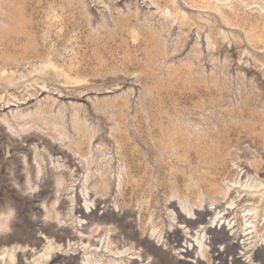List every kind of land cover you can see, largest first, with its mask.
I'll return each mask as SVG.
<instances>
[{
	"label": "rangeland",
	"instance_id": "rangeland-1",
	"mask_svg": "<svg viewBox=\"0 0 264 264\" xmlns=\"http://www.w3.org/2000/svg\"><path fill=\"white\" fill-rule=\"evenodd\" d=\"M0 264H264V0H0Z\"/></svg>",
	"mask_w": 264,
	"mask_h": 264
},
{
	"label": "bare ground",
	"instance_id": "bare-ground-1",
	"mask_svg": "<svg viewBox=\"0 0 264 264\" xmlns=\"http://www.w3.org/2000/svg\"><path fill=\"white\" fill-rule=\"evenodd\" d=\"M208 129H209V128H208ZM207 131H208V130H207ZM214 132L216 133V131H214ZM218 133H219V132H218ZM213 135H214V134H213ZM217 136H219V135L217 134ZM199 141H200V139H199ZM203 141H204V139H203ZM212 143H214V142H212ZM209 144H210V143H209ZM202 145H203V144H202ZM204 145H205V144H204ZM207 145H208V144H207ZM214 169H215V167H214ZM211 170H212V169H211ZM212 172H214V171H212ZM215 172H216V171H215ZM215 172H214V173H215ZM209 173H210V172H209ZM210 174H211V173H210ZM209 179H212V177H211V178L209 177ZM213 179H214V178H213ZM213 179H212V180H213ZM212 180H211V181H212ZM209 181H210V180H209ZM209 181H208V182H209ZM208 182H207V184H208ZM213 182H214V181H213ZM209 183H210V182H209ZM211 184H212V183H211ZM213 184H214V183H213ZM213 184H212V185H213ZM209 185H210V184H209ZM205 186H206V185H205ZM205 186H204V187H205ZM208 187H210V186H208ZM212 188H213V186H212ZM212 188H211V190H213ZM198 190H199V189H198ZM208 190H209V189H208ZM214 190H215V189H214ZM214 190H213V191H214ZM103 191H104V190H103ZM206 191H207V189H206ZM213 191H212V192H213ZM216 192H217V191H215L214 193H216ZM192 193H193V192H192ZM209 193H211V192L209 191ZM214 193H211V195L214 194ZM216 194H217V193H216ZM214 195H215V194H214ZM209 197H210V196H209ZM213 198H214V197H213ZM213 198H212V199H213ZM217 200H218V199H217ZM211 201H212V200H211ZM213 202H214V201H213ZM216 202H217V201H216ZM218 205L220 206V204H218ZM219 206H218V207H219ZM235 208H236V207H235ZM235 208H234V210H235ZM234 210H233V211H234ZM189 225H190V226H189ZM191 225H192V223H191V224H188V225H187V226H189L188 228H190ZM5 226H6V225H5ZM192 228H193V227H192ZM207 230H208V229H207ZM16 235H18V234H16ZM212 236H213V235H212ZM3 237H5V235H4ZM12 237H14V236H11V238H12ZM215 237H216V236H215ZM9 238H10V237H9ZM213 238H214V237H213ZM218 239H219V238H218ZM10 240H11V239H10ZM216 240H217V239H216ZM6 241H7V240H6ZM217 241H218V240H217ZM4 242H5V241H4ZM7 242H8V241H7ZM214 242H215V241H214ZM111 251H113V250H111Z\"/></svg>",
	"mask_w": 264,
	"mask_h": 264
}]
</instances>
